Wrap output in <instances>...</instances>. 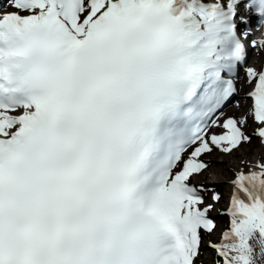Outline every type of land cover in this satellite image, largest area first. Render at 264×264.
<instances>
[{
  "label": "snow or ice",
  "instance_id": "snow-or-ice-1",
  "mask_svg": "<svg viewBox=\"0 0 264 264\" xmlns=\"http://www.w3.org/2000/svg\"><path fill=\"white\" fill-rule=\"evenodd\" d=\"M254 144L264 0L0 5V264H264Z\"/></svg>",
  "mask_w": 264,
  "mask_h": 264
},
{
  "label": "bare ground",
  "instance_id": "bare-ground-1",
  "mask_svg": "<svg viewBox=\"0 0 264 264\" xmlns=\"http://www.w3.org/2000/svg\"><path fill=\"white\" fill-rule=\"evenodd\" d=\"M232 109H229V111H231ZM253 148L255 147V150H254V153L257 154V153H262L264 152V148L260 145H252ZM239 157V156H237ZM239 159V158H238ZM237 159V161H238ZM231 157L230 156H225V155H222V158H221V161H216L215 160V157H212L210 159V166L208 168V171L215 174V175H218V176H224L225 175V171L227 170L228 166L229 165H232L234 166L235 165V160L234 161H231ZM218 162H220V164H218Z\"/></svg>",
  "mask_w": 264,
  "mask_h": 264
},
{
  "label": "rangeland",
  "instance_id": "rangeland-1",
  "mask_svg": "<svg viewBox=\"0 0 264 264\" xmlns=\"http://www.w3.org/2000/svg\"><path fill=\"white\" fill-rule=\"evenodd\" d=\"M247 150H250V151H248L247 152ZM254 150H255V147L253 148H250V147H244V149H242V152L240 153V154H242V155H248L249 157H251L252 155H254L255 153H254ZM221 158H222V156H220V158H217V159H215L216 161H221ZM239 157H231V160H230V162L231 161H237V159H238ZM218 164H220V162H218ZM229 173L227 172V170L225 171V175L224 176H227ZM203 178V177H202Z\"/></svg>",
  "mask_w": 264,
  "mask_h": 264
}]
</instances>
